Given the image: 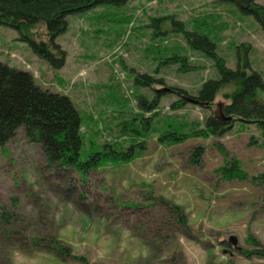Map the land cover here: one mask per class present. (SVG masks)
Masks as SVG:
<instances>
[{"label": "rangeland", "instance_id": "374dc122", "mask_svg": "<svg viewBox=\"0 0 264 264\" xmlns=\"http://www.w3.org/2000/svg\"><path fill=\"white\" fill-rule=\"evenodd\" d=\"M125 1L68 16L67 30L56 38L66 52L61 68L35 55L17 30L0 25V61L28 70L45 89L67 94L82 115L86 140L98 128V142L117 139L126 146L122 123L141 112L139 94L150 97L151 88L173 85L196 95L205 79L218 75L213 61L189 49L181 35L152 40L144 27L150 16L173 13L188 26L204 20L231 68L235 46L249 44L251 67L264 79V32L253 16L220 0ZM253 1L264 6V0ZM32 30L34 38H46L43 25ZM151 43L185 48L196 69L184 73L172 65L155 72L154 52L146 49ZM142 74L165 84L140 85L135 77ZM176 98L163 95L161 115L173 112L168 107ZM214 102L229 101L219 94ZM210 111L188 103L176 114L194 122ZM156 137L142 136L146 147L138 156L91 170L82 182L50 165L41 146L19 129L0 147V264H85L79 257L87 264H264V255L252 254L264 248V193L259 180L251 181L264 171V138L256 125L234 121L221 135L174 145ZM198 144L204 152L195 165L189 153ZM219 144L240 160L248 180L221 178ZM165 200L184 214L186 227ZM230 235L237 246L227 241Z\"/></svg>", "mask_w": 264, "mask_h": 264}, {"label": "trees", "instance_id": "16d2710c", "mask_svg": "<svg viewBox=\"0 0 264 264\" xmlns=\"http://www.w3.org/2000/svg\"><path fill=\"white\" fill-rule=\"evenodd\" d=\"M220 1L233 5L243 15L253 16L264 32V6L253 0ZM122 3L126 1L0 0V25L17 30L20 34L18 40L27 43L35 55L53 68H61L66 52L56 38L67 30L68 16L102 4ZM39 24L45 27V39H36L32 35V28ZM144 27L150 29L152 40L181 35L189 49L213 61L218 75L205 79L196 95L181 86L173 85L168 86L167 91L151 88L150 97L139 94L136 100L141 112L135 120L131 118L132 120H124L122 123L121 131L125 132L129 139V144L124 146L117 139L98 142V128L86 140V134L81 130L82 115L67 94L45 89L35 82L28 70L0 61V147L3 149L21 129L28 141L41 146L50 165L62 166L72 172L73 177L82 178L81 181L84 182L91 170L106 165L123 164L138 156L146 147V140L142 139V136H149L150 133L157 136L159 144L174 145L190 138L221 135L234 121H239L241 125L254 123L264 138V79L262 74L251 67L249 44L240 43L235 46V67L231 68L218 54L213 30L204 20L198 19L188 26L184 20L177 18L176 14L169 13L150 16ZM146 49L154 52L155 72L172 65H176L177 70L184 73L196 69L184 52L185 48L182 50L179 46L151 43ZM135 79L138 84L147 87L165 84L163 78L153 75H136ZM169 93L177 97L168 107L173 112L161 115L162 97ZM219 94L229 102L217 105L214 99ZM188 103L209 109L210 114L202 121L182 120L176 111ZM148 110L151 115L146 117L144 112ZM108 125L106 127L110 128L111 125ZM252 141L255 142L254 139ZM217 148L223 155L222 164L216 169L221 178L248 180V174L242 168L240 160L231 156L223 145L219 144ZM203 152L204 145H196L189 153V161L195 165L199 164ZM257 180L264 193V171L251 177L252 182ZM164 203L167 209L178 212L176 221L186 227L185 216L179 208L169 201L165 200ZM130 206L137 208L134 204ZM248 240L256 244L251 236H248ZM262 251L255 250L252 254L264 255ZM242 252L251 254L246 250ZM79 258L85 264L88 263L84 257Z\"/></svg>", "mask_w": 264, "mask_h": 264}, {"label": "water", "instance_id": "95a60500", "mask_svg": "<svg viewBox=\"0 0 264 264\" xmlns=\"http://www.w3.org/2000/svg\"><path fill=\"white\" fill-rule=\"evenodd\" d=\"M163 89H164V90H168V88H163ZM191 101L196 102V100H194V99H191ZM228 242H229L231 245H233V246H237V242H238L237 237L234 236V235H230V236L228 237Z\"/></svg>", "mask_w": 264, "mask_h": 264}, {"label": "flooded vegetation", "instance_id": "af4514ba", "mask_svg": "<svg viewBox=\"0 0 264 264\" xmlns=\"http://www.w3.org/2000/svg\"><path fill=\"white\" fill-rule=\"evenodd\" d=\"M227 241H228V239H227Z\"/></svg>", "mask_w": 264, "mask_h": 264}]
</instances>
